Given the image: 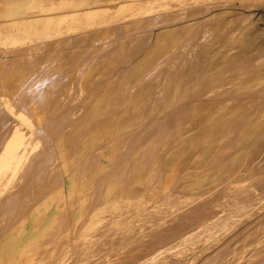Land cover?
<instances>
[{
    "label": "bare ground",
    "instance_id": "obj_1",
    "mask_svg": "<svg viewBox=\"0 0 264 264\" xmlns=\"http://www.w3.org/2000/svg\"><path fill=\"white\" fill-rule=\"evenodd\" d=\"M47 1H51V4L43 6L31 17L35 20L29 24L49 17L44 19L48 21L45 25V33L58 34L66 31L61 29L63 28L61 26L66 22L67 15L85 16L80 11H85V8L91 4L106 3L109 0H5V17H12L15 22L23 25L20 20L21 14L33 8L36 3ZM185 1L178 0V2ZM162 3L165 1L143 0L139 4L130 3L126 8L116 12L115 16L130 17L138 10L153 8ZM106 17L108 15H103V18ZM162 18L163 16L145 18L140 22L141 27H148L146 24ZM184 18L182 12L175 13L168 18L165 17L164 22L180 21ZM217 33L231 37L232 32L228 23L205 30L200 41V50L204 56L202 62L195 53L179 52L185 50L186 43L179 42L172 32L163 33L158 41L150 45L146 44L145 37L115 40L116 48L125 47L129 51L127 52L129 59L124 66L127 71L124 73L135 74L133 82L124 83L125 88L129 86L132 88L129 87L121 92L122 106L114 112L119 117L106 119L113 115L111 113L116 109V103L114 109L110 105L114 97L119 94L109 91L99 96V92H95L93 95L97 98L93 99L89 110H84L85 115L81 120L73 121L75 118L73 115L65 117L63 122L71 124L67 128L69 133L65 137L69 138V141L51 140L58 131L56 124L59 122L53 119L43 124L41 121L46 118L48 112L38 108L33 111L25 108L33 98L39 99L41 96V93L35 97L29 95L28 89L32 86L33 79L37 80L36 84L40 81L44 83L43 79L36 75V72L22 65L23 62L19 63L17 68L12 66L14 68L12 71L10 68L9 71L5 69V76L0 75V79L5 81V87L20 92L21 96L18 97L16 104L11 105L8 103L7 90L3 85L0 87V107L5 106L4 112H0V264H51L49 260L46 263H42V260L53 258L54 253H40L38 256L35 253L45 230L49 227L65 228L67 215L63 217L64 214H72L76 210L85 212L92 199L99 201L102 206L95 209L97 212L90 219L76 220L75 225L85 228L97 221L100 222V226H96L98 231L102 225L101 219L106 218V216L101 218L99 214H121L118 202L126 198L140 205L146 201V199L135 200L132 195L135 184L146 186L143 187V191L150 196L149 198L156 195L167 196V199L170 195L179 196L169 198L167 203L168 209L174 210L171 214L175 215L200 210L208 197L210 201L215 197L212 193H223L231 184L239 183L246 178L248 171H242L241 167L249 163V158L253 154L251 152V141L255 131L253 124L257 122L256 118L261 115L264 108L262 99L264 90L260 91L259 88L264 84V79L256 81L250 79L249 82L254 83L253 86H245L244 78L231 79L229 73L234 68H229L242 62L245 59L243 55L245 52H238L239 55L232 54V56L213 55L210 51L214 49ZM111 43L110 41L105 45ZM55 44L58 47L60 42ZM242 45L248 47L245 42ZM36 48L43 46L34 49ZM257 51L264 52L263 48ZM166 52L171 53L165 55ZM52 53L55 55L51 54L43 60L49 68L60 56L58 52ZM90 54L92 52H77V55L86 59L84 64L80 65L84 59L74 60L73 68L70 66L72 71H65L51 79V83L62 90L60 95L64 94L70 99L85 98V87L92 85L89 74H94L98 70L106 72L111 68L114 60L112 56L100 62L95 55ZM140 56L142 57L139 58ZM217 57L219 60L215 59ZM235 59L238 61L235 62ZM260 59L261 57L247 55L246 60L249 62L240 64L242 68L238 71L246 74L253 70H262L263 67L258 62ZM230 60H233V63L227 66ZM91 63H95V66L87 70V66ZM2 64L4 66V63ZM215 69H220L216 80L212 78L208 80L213 74L211 71ZM121 71L123 68L120 69ZM192 80L195 83L189 86ZM203 80L206 81L204 89L201 85ZM231 80L237 82L232 84ZM192 90L199 93L206 92L202 100L196 99L200 94H193L192 101L196 102V105L202 103L207 111L202 118L189 120L186 125L181 116L176 117L172 124L165 116L174 115L175 111L183 106ZM252 102H257L255 107L258 109L248 113V104ZM128 106L132 109L125 111ZM162 109L175 110L161 111ZM24 111L32 114L34 121L24 120L20 115ZM14 129H21L25 134L6 143L13 137ZM136 130H140L138 137L135 134ZM29 133H34L40 139L34 143L28 142L25 136ZM105 148L106 151H103ZM55 149L59 152L55 153ZM123 155L127 156L129 162L124 172L125 178L113 179L117 173V169H114L116 160ZM104 157L107 160L106 167L101 161ZM166 161L175 162L177 167L206 161L208 167L214 166L216 170L213 175L196 176L190 183L191 193H202V183L207 182L206 186L214 187L208 186L207 194H203L200 198L198 196V199H188L190 200L188 203L186 199L180 201L181 197L188 193L186 190L173 192L167 182L159 183L164 171L157 168ZM84 166L86 171L81 172L80 169ZM63 173L69 180L67 194L62 188ZM254 173L259 174L257 166ZM174 175H171L169 181L174 179ZM172 183L174 185V181ZM174 187L177 188L176 183ZM52 188H56L53 196H51ZM54 200L59 212L55 220L46 216V219L36 220L28 227L31 214L37 212L40 206L44 211L43 214H46L45 211H48L49 205ZM107 218L105 224L112 220L116 221L117 217L113 219V216L109 215ZM10 228H12L11 234L6 238L5 234ZM27 228L30 230L28 231ZM37 257L40 258L38 262ZM31 261L34 262L30 263Z\"/></svg>",
    "mask_w": 264,
    "mask_h": 264
},
{
    "label": "rangeland",
    "instance_id": "obj_2",
    "mask_svg": "<svg viewBox=\"0 0 264 264\" xmlns=\"http://www.w3.org/2000/svg\"><path fill=\"white\" fill-rule=\"evenodd\" d=\"M164 1L165 3L156 7L138 10L130 17L115 16V13L126 8L130 3L139 4L143 0H109L106 3L91 4L88 8L84 7L85 11H80L85 16L78 17V14L66 16V22L61 26L63 28L60 27L66 31L49 34L44 31L46 22H48L44 19L49 17L42 18L36 23H29L35 20L31 17L36 15L43 6L51 4V1L36 3L33 8L25 10L20 16L23 24L21 25L15 22L14 18L5 17V0H0V66L4 63V66L0 67V75L5 76V69L12 71L17 68L19 63L23 62L22 65L28 70L36 72V75L43 79L44 83L40 81L38 84H36L37 80L33 79L32 86L28 89L29 95L35 97L41 93V96L39 99L33 98L25 108L30 111L38 108L48 112L46 118L41 121L43 124L53 119L59 122L56 124L58 131L51 138L53 142L62 141V139L69 141V138L65 137L69 133L67 128L71 124L63 122L65 117L73 115L75 117L73 121L81 120L85 111L91 108L93 99L97 98L93 95L95 92H99V96L109 91H115L119 94L114 97L110 105L114 109L116 103V109L111 113L113 115L106 119L119 117L114 112L122 106L121 92L131 87L125 88L124 83L126 81L133 82L135 74L124 73L127 71L124 66L129 59L127 54L129 51L125 47L116 48L115 40L145 37L147 39L146 44L150 45L158 41L163 33L172 32L177 36L179 42L186 43L185 50L179 52L195 53L202 62L204 56L200 50V41L204 31L228 23L232 32L231 37L224 33L220 35L217 33L214 39V49L210 52H213V55L224 56L226 54L228 56L239 55L238 52H245L246 54H243L245 59L229 68H234L229 73L231 79L244 78L245 86L254 85V83L249 82L250 79L255 81L264 79V52L257 51L262 48L264 50V0ZM181 12L185 15L184 19L164 22L165 17L168 18L171 14ZM103 15H108V17L103 18ZM157 16H163V18L146 24L148 27H141L140 22L145 18L152 19ZM110 41L112 42L111 45L106 46L105 43ZM56 42H60L58 47H56ZM244 42L248 44V47L241 46ZM39 46H43V48L34 49ZM114 48L116 49L114 50ZM52 52H58L60 56L53 61V66L49 68L43 60L45 57L54 54ZM77 52H92L90 55H95L100 62H104L110 56L114 60L111 68L106 72L98 70L94 74H89L91 76L89 81L92 82V85L85 87V98L70 99L64 94L60 95L62 90L60 87H56V84L51 83V79L65 71H72L74 60L82 61L84 59V57L77 55ZM170 53L166 52L165 55ZM247 55L261 57L258 62L263 67L262 70H253L251 73L255 72L252 75L238 71L242 68L240 64L249 62L246 60ZM219 57L215 59L219 60ZM85 60L80 65H83ZM237 61L238 59H235V62ZM232 63L233 60L228 61L227 66L232 65ZM93 66L95 63L89 64L87 70ZM8 68L10 69L8 70ZM121 68L123 71L120 72ZM219 70H212L213 74L208 80L211 78L216 80ZM231 81L232 84L237 82V80ZM194 83L195 81L192 80L189 86H193ZM205 84V80L201 81L202 89H204ZM2 85L9 94L8 103L16 104L18 97L21 96L20 92L17 93L11 87H5V81L0 79V87ZM32 87L33 89H31ZM259 88L260 91L264 90V84ZM196 93L200 94V97L196 98L199 100H202L206 95L204 91L199 93L192 90L183 106L176 110L174 115L168 114L165 118L174 124V119L181 116L185 125L188 124L187 121L189 120L202 118L207 108L202 103L196 105V102L192 101V96ZM262 99L264 101V96ZM256 104L257 102L248 104L247 112L250 113L252 110L258 109L255 107ZM4 108L5 106H1L0 112H4ZM131 109L128 106L125 111ZM167 110L173 111L175 109H162L161 111ZM20 115L26 121H34L33 115L26 111L21 112ZM256 120L257 122L253 124L255 131L251 141L253 154L249 158V163L243 165L245 168L241 167L242 171H248L245 175L246 178L239 183L231 184L229 189L223 193H212L215 197L211 201L208 197L200 210L185 214H171L174 210L171 207L168 209V200L171 197L178 198L179 196L170 195L167 199V196L156 195L149 198L150 196L143 191V187L146 186L135 184L132 195L136 201L146 199L145 202L138 205L136 202L125 198L118 202L121 214H99L101 218L103 216L106 218L101 219L102 225L98 231L96 226H100V222L97 221L93 225L79 228L75 225L76 220L90 219L97 212L95 209L102 206L99 201L92 199L85 212L76 210L72 214H64L63 217L67 215L65 228L49 227L46 230L42 229V231L45 230V233L38 242L35 253L37 256L40 253H54L53 258L42 260V263L50 261L51 264H264V108ZM21 131V129H14L13 137L6 143L25 134L24 131ZM139 133L140 130H136L137 137ZM25 138L32 143L40 139L34 133L27 134ZM54 151L55 153L59 152L57 149ZM103 151H106V148ZM101 161L104 167L108 166L105 157ZM174 163L166 161L157 168V170L164 171L159 183L167 182L173 192L186 190L188 193L183 195L180 201L186 199V203H188L190 202L188 199H198V196L200 198L206 193L208 186L214 187L213 185L206 186L207 182L206 184L202 183V193H191L190 183L194 181L196 176L213 175L216 167H208L206 161L183 167H177ZM128 164L126 155L117 159L114 165L117 173L113 179H124V172L127 170ZM256 166L259 168V174L254 173ZM80 171H86V167H82ZM172 174H175L174 179L169 181ZM61 180L63 181L64 193L67 194L69 180L65 173L61 175ZM173 181L177 188L174 187ZM55 190L56 188H52L51 196ZM45 212L46 214H43L44 211L40 206L37 212L31 214L28 227L36 220L46 219V216L55 220L54 218L59 213L56 209L55 200L51 202L48 211ZM109 215L113 216V219L117 217L116 221L112 220L105 224ZM27 230L30 229L27 228ZM11 231L12 228L7 230L6 238L11 234ZM95 231L97 232L94 233ZM36 260L38 262L40 258L37 257Z\"/></svg>",
    "mask_w": 264,
    "mask_h": 264
}]
</instances>
